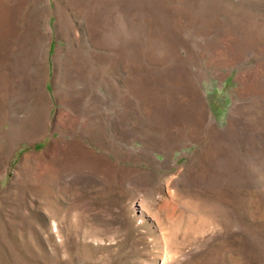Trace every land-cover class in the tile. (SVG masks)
Wrapping results in <instances>:
<instances>
[{"label":"rangeland","instance_id":"374dc122","mask_svg":"<svg viewBox=\"0 0 264 264\" xmlns=\"http://www.w3.org/2000/svg\"><path fill=\"white\" fill-rule=\"evenodd\" d=\"M0 264H264V0H0Z\"/></svg>","mask_w":264,"mask_h":264}]
</instances>
